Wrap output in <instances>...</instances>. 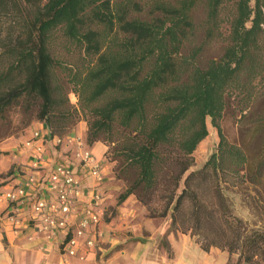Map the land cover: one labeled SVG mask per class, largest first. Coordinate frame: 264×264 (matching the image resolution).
<instances>
[{
	"label": "trees",
	"instance_id": "obj_1",
	"mask_svg": "<svg viewBox=\"0 0 264 264\" xmlns=\"http://www.w3.org/2000/svg\"><path fill=\"white\" fill-rule=\"evenodd\" d=\"M216 43L221 53L207 56ZM263 83L264 0H0V117L20 105L25 125L36 119L51 138L83 119L87 144L106 146L125 186L117 206L134 196L236 264H264V226L231 198L252 187L257 197L241 202L264 213ZM229 99L245 143L222 133ZM207 119L218 147L193 169Z\"/></svg>",
	"mask_w": 264,
	"mask_h": 264
},
{
	"label": "crops",
	"instance_id": "obj_2",
	"mask_svg": "<svg viewBox=\"0 0 264 264\" xmlns=\"http://www.w3.org/2000/svg\"><path fill=\"white\" fill-rule=\"evenodd\" d=\"M86 129L81 121L58 142L56 137L51 138L44 123L36 122L18 136L0 141V194L18 188L29 176L35 181L27 189V197L16 203L15 213L0 199V264H231L232 257L227 252L218 248L204 252L190 237L171 229L170 224H149L145 228L132 225L136 211L146 208L134 196L117 206L124 186L115 179L105 158L106 146L100 142L87 144ZM35 132L39 138H33ZM28 141L30 146H26ZM86 153L103 166L101 183L82 173L81 160ZM38 156L41 163L33 168ZM56 163L68 165L78 177L82 201L93 202L95 195L101 197L102 238L90 249L79 247L82 259L78 255L66 256L65 235L58 233L47 238L37 230L31 217V204L37 198H55V194L48 195L45 189ZM109 208L117 211L110 220L106 216ZM11 216L17 222L11 221Z\"/></svg>",
	"mask_w": 264,
	"mask_h": 264
},
{
	"label": "built area",
	"instance_id": "obj_3",
	"mask_svg": "<svg viewBox=\"0 0 264 264\" xmlns=\"http://www.w3.org/2000/svg\"><path fill=\"white\" fill-rule=\"evenodd\" d=\"M33 138H39V133L35 132ZM61 138H57L60 142ZM31 141L26 143L30 146ZM37 152H40L39 147ZM41 163V157L38 156L33 163V168H37ZM83 174L92 177L97 183L102 182L101 164L91 154H84L82 160ZM34 177L29 176L18 188L7 190L0 194V199L7 207H10L11 213L16 212V203L22 202L27 197V189L34 183ZM46 192L55 194V198L39 197L31 204V217L36 222L39 232H42L47 238H52L58 233L65 235L63 242V253L66 256L82 259L83 256L78 253L79 247L86 249L94 247L102 238V232L99 228L102 220V209L100 208L101 197L94 196L93 202H85L81 199L80 180L72 170L63 163H56L53 166L47 180ZM11 221L16 217L11 216ZM73 232L71 233L70 230Z\"/></svg>",
	"mask_w": 264,
	"mask_h": 264
},
{
	"label": "rangeland",
	"instance_id": "obj_4",
	"mask_svg": "<svg viewBox=\"0 0 264 264\" xmlns=\"http://www.w3.org/2000/svg\"><path fill=\"white\" fill-rule=\"evenodd\" d=\"M221 50L222 48L220 44L218 43L213 44L209 48L208 50L209 54H207V56L209 55V56L217 57L221 53ZM67 59H69V57H67ZM67 84H68L66 85L67 88L69 89L72 88L71 84L69 83ZM258 91L261 93L264 92V83L258 86ZM68 97L70 99L71 104L77 105V98L72 92L69 93ZM237 103H238L237 99L228 100L227 107L222 115V119H221L222 121H220V126H221V130H222L224 137L232 144H241L243 142L245 143L248 140V137H246L242 131L243 128L241 127L239 107ZM26 120L27 119L25 115L23 114V107L22 106L20 107V105L13 106L12 108L8 110V112L6 111L0 117V141L10 136H18L19 134L24 132L25 129H27L31 124L39 122L36 119H33L31 120L29 125L26 126L25 125V123H27ZM81 121L85 123L83 119H80L76 123V125ZM206 124L208 128V135L203 141L199 143L195 151V154H194L195 164H194L193 169H199L209 159L210 155L216 152L217 147H218L219 138H218L216 129L211 125L209 119L206 120ZM86 128H87V125H86ZM86 132H87V129H86ZM254 149H256V145H252L251 150H254ZM110 165L112 168V164ZM262 181L264 183V174L262 176ZM121 184H123V182ZM124 189H125V186H124ZM246 194H251V196L257 197L252 187H247V189H245V192H242V193L239 192L236 195H231V198L233 200L234 212L239 217L243 218L244 220L249 221L250 224H257V226H260V225L264 226V213H261V217H260L256 214L255 211L249 212L243 206L241 200L243 198V195H246ZM116 212L117 211L115 208H109L108 211L106 212L107 218L110 220L111 218L115 216ZM136 212H137V215L134 218H132L133 220L132 225L142 226L145 228L149 224H154L157 226L160 224H164V225L170 224V221H169L170 218H165V219L150 218L148 211L145 210L143 207H141V209H139ZM231 257H232L231 264H236L237 255L233 254Z\"/></svg>",
	"mask_w": 264,
	"mask_h": 264
}]
</instances>
